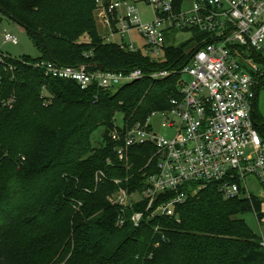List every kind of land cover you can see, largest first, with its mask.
Masks as SVG:
<instances>
[{"label":"trees","instance_id":"16d2710c","mask_svg":"<svg viewBox=\"0 0 264 264\" xmlns=\"http://www.w3.org/2000/svg\"><path fill=\"white\" fill-rule=\"evenodd\" d=\"M95 11L96 0H0V20L19 23L41 52L36 59L0 52V264H264L263 237L240 217L255 211L263 222V201L254 195L226 199L210 186L179 204L178 216L117 225L120 209L109 200L119 188L114 180L140 188L155 152L153 144L136 146L121 162L112 139L117 115L133 127L169 110L194 50L169 46L158 61L123 49L104 40ZM43 60L171 74L116 90L83 89L47 76L35 66ZM257 99L254 119L264 138ZM98 171L105 174L99 180Z\"/></svg>","mask_w":264,"mask_h":264},{"label":"built area","instance_id":"2783aa9c","mask_svg":"<svg viewBox=\"0 0 264 264\" xmlns=\"http://www.w3.org/2000/svg\"><path fill=\"white\" fill-rule=\"evenodd\" d=\"M140 2L151 7L153 21H142ZM95 12L105 41L141 50L154 60L165 59L167 47L181 46L180 34H186L188 42L193 40L190 62L180 72L179 97L172 99L169 110L152 114L169 119L163 126L175 129V134L159 136L150 124L152 116L145 124L118 126L112 133L123 163L133 147L153 144L155 148L148 163L151 170L144 174L140 188L131 190L120 185L121 179L114 180L119 188L109 200L120 209L117 225L130 222L138 228L145 218L178 216L179 204L210 186L226 199L250 198L249 178L264 182V138L253 112L264 84V65L259 61L264 0H96ZM136 34L144 40L142 47L132 40ZM3 40L19 43L6 30ZM35 66L47 76L74 80L83 89H115L147 75L156 79L171 74L168 69L110 71L95 63L63 65L45 60ZM102 176L104 172L98 171L97 179ZM155 229L159 231L158 226ZM161 236L165 240V234Z\"/></svg>","mask_w":264,"mask_h":264},{"label":"rangeland","instance_id":"374dc122","mask_svg":"<svg viewBox=\"0 0 264 264\" xmlns=\"http://www.w3.org/2000/svg\"><path fill=\"white\" fill-rule=\"evenodd\" d=\"M138 7L140 10L142 21L144 23H149L154 20V13L149 5H147L145 2H140ZM5 30L16 35L19 40V43L14 44L11 42H5L3 40V33ZM178 39L181 45H184L186 43L192 45V43L187 41L186 34H180ZM132 40L134 44L138 47H142L144 45V40L138 34L134 35ZM191 50L192 49H189V51ZM0 52L17 59H21V58L23 59L25 57L36 59L41 55V52L38 49L35 41L31 37L30 33L26 29H24L19 23L15 22L7 15H3L0 20ZM261 55L264 58V44H263V50L261 51ZM262 76H263L262 80L264 82V69L262 72ZM184 78L189 79V76L185 74ZM116 89L117 88H115V90ZM257 113L259 114L260 118L264 119V84L260 90L257 99ZM168 120L169 119H167L162 114H155L154 116H152L150 118V124L153 128V131L156 132L159 136H164V137L173 136L175 134V129L163 126V123L167 122ZM116 122L120 128L126 127L125 117L122 113H119L117 115ZM103 131H104L103 128H100L94 133L93 143L95 147H99L101 145L103 140ZM248 187L252 195L260 198L263 201V211H264V182H261L256 177H251L248 180ZM240 217L247 222V224L253 229V231H255L264 239V220L261 223L258 220L255 211L248 212L246 214L241 215Z\"/></svg>","mask_w":264,"mask_h":264}]
</instances>
